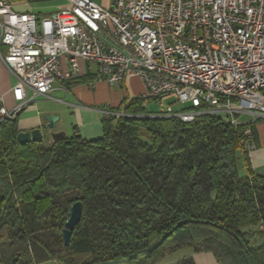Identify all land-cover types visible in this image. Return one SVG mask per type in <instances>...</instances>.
<instances>
[{"label": "trees", "instance_id": "16d2710c", "mask_svg": "<svg viewBox=\"0 0 264 264\" xmlns=\"http://www.w3.org/2000/svg\"><path fill=\"white\" fill-rule=\"evenodd\" d=\"M113 110L121 114L105 115L95 139L74 131L20 143L17 117L0 124V240L14 229L39 255L20 264H90L131 255L128 261L156 264L182 245L211 251L220 264H264V171L252 170L244 144L258 146L255 121L151 116L139 96ZM76 200L82 214L65 246L61 229ZM184 219L190 221L156 249L137 254ZM14 256L18 264L22 252ZM171 264L195 262L185 256Z\"/></svg>", "mask_w": 264, "mask_h": 264}, {"label": "built area", "instance_id": "2783aa9c", "mask_svg": "<svg viewBox=\"0 0 264 264\" xmlns=\"http://www.w3.org/2000/svg\"><path fill=\"white\" fill-rule=\"evenodd\" d=\"M65 1L39 16L0 0V60L14 78L13 104L0 95V124L50 97L57 81L79 77L84 62L110 86L139 78L143 104L161 106L151 116L264 118V0ZM172 96L188 105L164 104Z\"/></svg>", "mask_w": 264, "mask_h": 264}, {"label": "crops", "instance_id": "0c3cea01", "mask_svg": "<svg viewBox=\"0 0 264 264\" xmlns=\"http://www.w3.org/2000/svg\"><path fill=\"white\" fill-rule=\"evenodd\" d=\"M14 10L18 12H33L39 16L48 15L53 10L67 5L65 0H10ZM94 2L107 6L109 0H93ZM0 50L3 46L0 44ZM81 75L66 81H57L55 88L50 93V97H37L31 104L24 107L17 115L18 128L20 131L29 130L41 126L43 140L52 141V132H64L65 136H70L77 131L82 137L95 139L101 134V119L116 112L113 110L124 98L127 90L124 83L129 82V92L132 97L142 93L143 87L137 77H128L121 83L111 86L121 87V93L111 90L110 85L104 81L95 80L92 73L95 66L89 63H81ZM84 78V80H82ZM14 84L13 76L7 71L0 60V95L4 96L8 107L13 104L9 89ZM110 89L111 95L107 93ZM131 97V98H132ZM106 99V100H104ZM99 101H104L106 105L97 106ZM44 114L57 115L53 128H45ZM70 119V134L64 130L65 120ZM258 135V146L248 152L251 168L254 172L264 171V123L256 126Z\"/></svg>", "mask_w": 264, "mask_h": 264}, {"label": "rangeland", "instance_id": "374dc122", "mask_svg": "<svg viewBox=\"0 0 264 264\" xmlns=\"http://www.w3.org/2000/svg\"><path fill=\"white\" fill-rule=\"evenodd\" d=\"M55 84H58V82H56ZM129 82L124 83V86L127 90L126 93V99H129L132 97L133 94H131L129 91ZM111 87V86H110ZM111 90H117L119 91V93H121V87L120 86H116V87H111ZM110 89H107V93L109 95H111V91ZM106 100V99H104ZM100 103H97V106H103L106 105L104 103V101H99ZM164 104H169L174 110H178L181 109L183 107H186L188 105L187 102H178L176 100L175 97H169L167 99L164 100ZM145 108L148 111H153V112H157L160 111L161 106L159 105L158 102L156 101H149L146 100L145 101ZM237 118L240 121H251L253 119V115L248 114V113H241L237 116ZM255 121V127L260 124V123H264V118H259L254 120ZM72 124V122H71ZM71 124H70V119H66L65 120V125H64V130L66 132V134H70L72 132L71 130ZM46 139H44L45 142ZM253 148H255V146H253ZM250 148L248 150V152L253 149ZM238 169H239V173L241 175H243L244 173V169L242 167V162L241 160H238ZM14 229H10L8 230V236L3 239L0 240V259L5 260H9L11 259V254L15 251V250H20L22 252V257H20L18 264L21 263V261L25 258H30V257H34V258H39V255H36L34 253H32V248H35V245L32 244H24L21 243V241L13 234ZM169 243H166L164 245V247L162 248L161 252L165 253L167 248L169 247ZM165 251V252H164ZM185 256H191L194 259L195 264H220L218 263L211 251H194L192 247L188 246V245H182L176 249H174L171 252H167L163 255V257L156 263V264H171V263H175L177 260H179L182 257ZM43 258V257H42ZM76 258L79 262H82L83 260H86L87 257L83 256V255H76ZM139 261V259H134L132 261H124V262H120V263H115V264H137V262ZM36 264H61L56 260H46V261H42V262H37Z\"/></svg>", "mask_w": 264, "mask_h": 264}, {"label": "water", "instance_id": "95a60500", "mask_svg": "<svg viewBox=\"0 0 264 264\" xmlns=\"http://www.w3.org/2000/svg\"><path fill=\"white\" fill-rule=\"evenodd\" d=\"M43 119L46 121L44 124L45 128H53L54 126V121L57 119V115L54 114H44ZM42 128L41 126L31 128L29 130H22L19 131L17 134V140L20 143H28V142H42L43 141V133H42ZM51 138L53 140L57 138L64 137L65 134L64 132H52L51 133ZM82 202L80 200L74 201L70 206H69V214L66 220L64 221L63 227L61 229V236L63 240V244L67 246L69 244L71 234L77 223L79 222L82 214ZM189 219H184L179 221L177 224H175L168 232L164 233L159 239H157L154 243L149 245L148 247H145L141 250L137 251V254L141 253H149L152 250L156 249L160 244L163 243V241L177 228L181 227L182 225L186 224L189 222ZM134 255H131L129 257H125L122 259H114V260H108V261H99L95 263H90V264H115V263H120L124 261L130 260ZM18 259V256L12 257L11 261L9 264H16V261Z\"/></svg>", "mask_w": 264, "mask_h": 264}]
</instances>
